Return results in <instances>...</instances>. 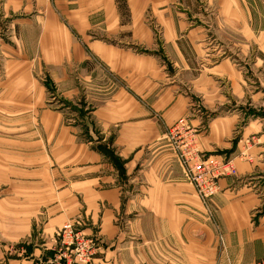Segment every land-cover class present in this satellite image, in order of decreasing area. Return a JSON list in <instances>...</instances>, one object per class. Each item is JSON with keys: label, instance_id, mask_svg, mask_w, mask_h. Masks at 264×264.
I'll return each instance as SVG.
<instances>
[{"label": "crops", "instance_id": "1", "mask_svg": "<svg viewBox=\"0 0 264 264\" xmlns=\"http://www.w3.org/2000/svg\"><path fill=\"white\" fill-rule=\"evenodd\" d=\"M0 6L19 15L0 33V264H45L75 218L104 241L96 264H264V2ZM181 120L208 156L254 139L211 202L222 254L163 140Z\"/></svg>", "mask_w": 264, "mask_h": 264}, {"label": "rangeland", "instance_id": "2", "mask_svg": "<svg viewBox=\"0 0 264 264\" xmlns=\"http://www.w3.org/2000/svg\"><path fill=\"white\" fill-rule=\"evenodd\" d=\"M254 1V0H253ZM257 3H263L264 0H255ZM257 8L259 5L256 6ZM19 15L5 16L0 6V33L2 29L17 33V20ZM5 21V24L2 22ZM10 24V29L7 27ZM14 26V27H13ZM237 54V53H236ZM258 50L252 49L250 54L251 63L256 62ZM260 57V56H259ZM261 62L254 63V65ZM261 75V74H260ZM48 89V105H57V88L50 86L47 79H43ZM202 130L196 129L188 125L184 120L176 122L167 131L163 140L168 144L172 155L181 169L182 176L186 184L189 185L194 197L200 201L203 206V215L206 223L210 224L214 229V239L217 242V250L219 254L225 253L227 248L226 239L216 222L215 213L211 207V202L220 193L219 183L224 178H232L237 176L236 161L250 160L248 150L254 144V139L243 140L237 134H234L233 140L241 143V150L234 156L227 155H211L203 153L199 146V135ZM256 143V142H255ZM201 164H206L213 173L219 165H224L222 171L224 174L211 176L208 174L207 179H203L197 170ZM217 172V171H216ZM211 176V177H210ZM218 176L217 179L215 177ZM212 179L213 183L209 180ZM145 224V223H143ZM82 218H75L66 222L54 235L53 244L46 252L49 256L45 264H96L97 258L102 255L105 244L98 236L87 233Z\"/></svg>", "mask_w": 264, "mask_h": 264}, {"label": "built area", "instance_id": "3", "mask_svg": "<svg viewBox=\"0 0 264 264\" xmlns=\"http://www.w3.org/2000/svg\"><path fill=\"white\" fill-rule=\"evenodd\" d=\"M223 166H224V165H219L213 173H211L210 168L207 167L206 164H201V165L197 168V170L199 169L198 173H199L201 176H203V179H204V181H205V179H207L206 176H208V174H211V176H214V174H215V175L217 174V175H220V176H221L222 174H224V172L222 171ZM216 171H217V172H216ZM211 176H210V177H211ZM217 178H218V176L215 177V179H217ZM210 181L213 183V180H212V179H210L209 182H210Z\"/></svg>", "mask_w": 264, "mask_h": 264}]
</instances>
